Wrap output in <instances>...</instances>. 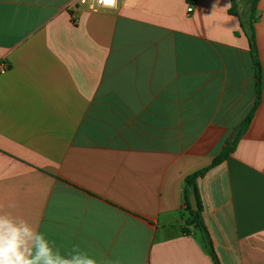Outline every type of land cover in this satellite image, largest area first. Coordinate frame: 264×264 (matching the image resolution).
<instances>
[{"label":"crops","instance_id":"1","mask_svg":"<svg viewBox=\"0 0 264 264\" xmlns=\"http://www.w3.org/2000/svg\"><path fill=\"white\" fill-rule=\"evenodd\" d=\"M0 64V213L107 264H215L184 179L234 139L200 215L219 264H264V0H0Z\"/></svg>","mask_w":264,"mask_h":264},{"label":"clouds","instance_id":"2","mask_svg":"<svg viewBox=\"0 0 264 264\" xmlns=\"http://www.w3.org/2000/svg\"><path fill=\"white\" fill-rule=\"evenodd\" d=\"M115 8L118 0L105 2ZM15 203H9L14 208ZM0 264H107L89 255L78 246L62 252L44 233L27 220L9 212L0 213Z\"/></svg>","mask_w":264,"mask_h":264},{"label":"trees","instance_id":"3","mask_svg":"<svg viewBox=\"0 0 264 264\" xmlns=\"http://www.w3.org/2000/svg\"><path fill=\"white\" fill-rule=\"evenodd\" d=\"M251 9L253 10V4H252ZM233 14H235V12H233ZM249 42H250L252 50L255 52L256 46H255V41H254V37H253L252 33H249ZM254 74H255V79H256V82H255L256 98H255V103H254L253 109L259 103L260 91H261V69H260L259 63L256 60L254 61ZM251 115H252V112L244 120V122L240 125L239 130H238V134H241L242 131L245 129V127L247 126V124L250 121ZM231 143L232 144L235 143L234 139H233V141H231ZM232 144H228L227 146H225L223 148V150L221 151V153L212 159V161L210 162L209 165H207L206 167H204L202 169L194 171L193 173L186 175V177L184 179L183 195H184V199H185L186 209L189 211V213L191 215V217L186 220V223L188 225L195 224L196 226H198V228L200 229V231L202 233L204 243L208 249L209 255L211 256V258L215 264H219V262H218V259L216 257L214 246H213V243H212L211 238L209 236V233H208L206 226H205V224L201 218V215H200L201 205L198 201L196 180L198 177H200L204 174L206 169H208L209 167L216 165V164L220 163L221 161H223L228 156V154L231 152ZM191 192L195 193L197 201H198V209L194 210V211L191 210V206H190V202H189V195L191 194ZM183 230L187 231V229L185 227H183Z\"/></svg>","mask_w":264,"mask_h":264},{"label":"built area","instance_id":"4","mask_svg":"<svg viewBox=\"0 0 264 264\" xmlns=\"http://www.w3.org/2000/svg\"><path fill=\"white\" fill-rule=\"evenodd\" d=\"M77 2L86 6L87 10L92 13H98L102 9L110 8V6L104 5V0H77ZM188 10H191V7L188 8ZM5 68V64H0V71L4 70Z\"/></svg>","mask_w":264,"mask_h":264},{"label":"water","instance_id":"5","mask_svg":"<svg viewBox=\"0 0 264 264\" xmlns=\"http://www.w3.org/2000/svg\"><path fill=\"white\" fill-rule=\"evenodd\" d=\"M189 202L191 206V210H197L198 209V203L194 192H191L189 196Z\"/></svg>","mask_w":264,"mask_h":264},{"label":"snow or ice","instance_id":"6","mask_svg":"<svg viewBox=\"0 0 264 264\" xmlns=\"http://www.w3.org/2000/svg\"><path fill=\"white\" fill-rule=\"evenodd\" d=\"M105 2H110V0H105Z\"/></svg>","mask_w":264,"mask_h":264},{"label":"rangeland","instance_id":"7","mask_svg":"<svg viewBox=\"0 0 264 264\" xmlns=\"http://www.w3.org/2000/svg\"><path fill=\"white\" fill-rule=\"evenodd\" d=\"M188 214L186 213V216H187Z\"/></svg>","mask_w":264,"mask_h":264}]
</instances>
